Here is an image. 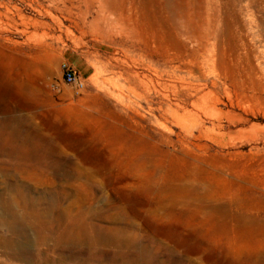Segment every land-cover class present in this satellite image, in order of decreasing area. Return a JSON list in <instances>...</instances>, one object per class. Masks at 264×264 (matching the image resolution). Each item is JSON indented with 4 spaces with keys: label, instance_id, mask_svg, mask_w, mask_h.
Here are the masks:
<instances>
[{
    "label": "rangeland",
    "instance_id": "1",
    "mask_svg": "<svg viewBox=\"0 0 264 264\" xmlns=\"http://www.w3.org/2000/svg\"><path fill=\"white\" fill-rule=\"evenodd\" d=\"M66 63L86 83L79 96L63 82ZM6 139L55 141L53 165L94 187L17 173L0 155L8 201L13 183L38 208L70 190L62 207L73 214L125 213L141 242H184L171 264H264V0H0ZM148 202L185 213L153 217ZM29 245L37 258L54 242L31 231ZM10 254L0 245V264H33Z\"/></svg>",
    "mask_w": 264,
    "mask_h": 264
},
{
    "label": "bare ground",
    "instance_id": "2",
    "mask_svg": "<svg viewBox=\"0 0 264 264\" xmlns=\"http://www.w3.org/2000/svg\"><path fill=\"white\" fill-rule=\"evenodd\" d=\"M38 139L35 141L30 139L0 141V155L17 161V173H26L31 177L42 173L49 177V172L52 171L54 176L66 182L81 183L84 180L81 187L86 191L94 188L88 182L89 177L83 172H75V169V171L71 170L65 173L59 171V164L53 165V161L49 160L48 155L57 153L60 148L54 143L55 141ZM37 152H40V156L36 155ZM1 171L8 173V171ZM11 187L17 195L15 199L8 201L0 196L5 209V215L0 214V245L10 249V255L16 259L33 264H57V262L60 264H140L143 261L148 264H171V260L177 257V248L186 246L184 242L177 241L172 248L163 247L153 237L146 239V242H141L136 235L139 228L127 218L125 213H121L122 215L119 213L117 216H115L116 214L101 213L95 210L92 205L86 209L80 207L79 212L73 214L70 212V209L74 207L73 204L69 210L62 207L63 201L69 196L67 192L70 190L66 192L65 189H60L56 196L42 198L41 200L47 206L38 208L39 200L29 196L27 188L17 183H13ZM197 198L201 202L205 200L202 197ZM176 203L161 202L154 206L152 202H148L146 204L148 210H145V213L160 219L182 217L185 212L175 208ZM154 207L156 208L154 209ZM129 209L134 215L139 214L134 208L130 207ZM211 218L210 221H213L217 217L211 215ZM104 219L121 225L106 227L99 223ZM31 231L35 232L38 242L47 244L48 241H53L54 247L48 251H41L35 258L37 255L29 245ZM20 239L22 240L20 241ZM109 244L113 245L116 250H103L102 247ZM50 250L57 253V258L50 255ZM186 252L189 254L191 251ZM181 264L194 263L190 261L188 263L186 259L182 258Z\"/></svg>",
    "mask_w": 264,
    "mask_h": 264
},
{
    "label": "built area",
    "instance_id": "3",
    "mask_svg": "<svg viewBox=\"0 0 264 264\" xmlns=\"http://www.w3.org/2000/svg\"><path fill=\"white\" fill-rule=\"evenodd\" d=\"M62 71L63 82L68 86H72L75 95H81L86 89V83L78 70L74 66L66 63L62 67ZM59 89L60 86H56V90Z\"/></svg>",
    "mask_w": 264,
    "mask_h": 264
}]
</instances>
